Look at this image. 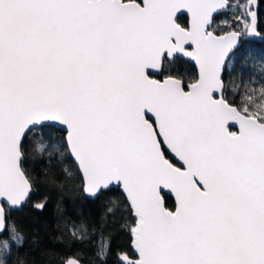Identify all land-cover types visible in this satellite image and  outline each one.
<instances>
[{
    "label": "snow or ice",
    "instance_id": "obj_1",
    "mask_svg": "<svg viewBox=\"0 0 264 264\" xmlns=\"http://www.w3.org/2000/svg\"><path fill=\"white\" fill-rule=\"evenodd\" d=\"M253 37L257 0H0V264H51L14 213L52 193L59 264H264Z\"/></svg>",
    "mask_w": 264,
    "mask_h": 264
},
{
    "label": "trees",
    "instance_id": "obj_2",
    "mask_svg": "<svg viewBox=\"0 0 264 264\" xmlns=\"http://www.w3.org/2000/svg\"><path fill=\"white\" fill-rule=\"evenodd\" d=\"M258 2H259L258 21L260 23L259 31L261 33H264V0H258ZM243 47L245 48L250 47L255 51H257L258 53L264 52V41L259 43L256 42L243 43ZM192 70L195 71V67L193 65H192ZM260 71L261 69L259 67H256L253 70L254 79L258 80L260 78L259 75ZM246 75H247V71L245 73V76ZM39 171L40 169L37 168V172ZM167 200L170 205L174 203L173 198H171L170 196L167 197ZM58 201H59L58 195L56 193H52V201L49 205V210L39 219H35L26 211L22 213H14L17 223L20 225V227L28 235L29 238H31L37 231H39L40 236L43 238L41 241V246L47 248L48 251L51 253L49 257H45L44 259L45 261L50 260L51 264H59V258L63 256L67 251V249L63 245H61L56 241V237L59 235V231L57 230V225L58 223L59 224L63 223L60 220V218L56 216L54 211ZM64 206L66 208L68 217L75 218L73 198L71 193L64 194ZM102 212H103V205L99 201H97L95 205H93V213L95 217L98 219ZM121 243H122L121 239L118 238L114 241L113 247L115 248L117 245H120ZM26 248L27 245L25 246V249ZM15 259L16 257L14 256L13 261H15Z\"/></svg>",
    "mask_w": 264,
    "mask_h": 264
},
{
    "label": "water",
    "instance_id": "obj_3",
    "mask_svg": "<svg viewBox=\"0 0 264 264\" xmlns=\"http://www.w3.org/2000/svg\"><path fill=\"white\" fill-rule=\"evenodd\" d=\"M257 7H258V10H259V2H258V0H257ZM258 18H259V13H258ZM259 25H260V23L258 21V30H259ZM263 41L264 40H261L259 37H253V38H249V39L245 40L243 43H248V42H256V43H259V42H263ZM192 65L194 66V62H192ZM171 198H173V197H171ZM173 200H174V198H173Z\"/></svg>",
    "mask_w": 264,
    "mask_h": 264
}]
</instances>
